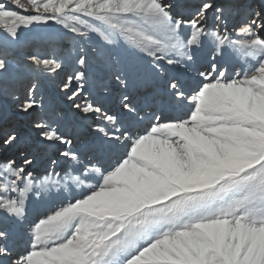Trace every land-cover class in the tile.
<instances>
[{
    "label": "snow or ice",
    "instance_id": "1",
    "mask_svg": "<svg viewBox=\"0 0 264 264\" xmlns=\"http://www.w3.org/2000/svg\"><path fill=\"white\" fill-rule=\"evenodd\" d=\"M0 264H264V0H0Z\"/></svg>",
    "mask_w": 264,
    "mask_h": 264
},
{
    "label": "rangeland",
    "instance_id": "2",
    "mask_svg": "<svg viewBox=\"0 0 264 264\" xmlns=\"http://www.w3.org/2000/svg\"><path fill=\"white\" fill-rule=\"evenodd\" d=\"M6 2H7V0H6Z\"/></svg>",
    "mask_w": 264,
    "mask_h": 264
}]
</instances>
